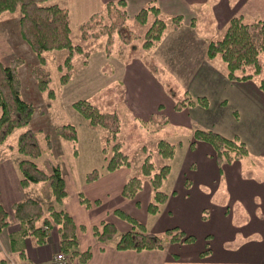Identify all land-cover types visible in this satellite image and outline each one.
<instances>
[{"label": "crops", "instance_id": "crops-1", "mask_svg": "<svg viewBox=\"0 0 264 264\" xmlns=\"http://www.w3.org/2000/svg\"><path fill=\"white\" fill-rule=\"evenodd\" d=\"M55 1L60 4L59 0ZM107 1L64 0L71 21L73 19L78 26L93 13L101 11ZM125 1L131 16L140 7L154 1L162 16L171 18L180 15L181 23L164 34L155 53L147 50L142 55L128 51L114 52L108 57L103 54L102 59L94 64L96 77L89 76L91 71H84L80 73V81L73 76L66 86L77 81L81 84V90H84L82 92H87L85 89L90 87L91 91L94 89L96 94L99 93V98L104 99L107 106L120 116V137L132 122L139 121L149 129L147 135L150 140L156 141L163 137L176 144L172 156L174 172L170 165L166 177L168 189L165 191L168 197L155 214H143L142 210L143 216L139 217L136 204L139 203L143 209V203L146 204L148 200L139 202L133 197L122 195L125 181L134 172L131 166L108 171L105 178L112 183L113 188H118L119 200L114 204V210L122 208L138 216L137 219L149 231L160 234L167 228L177 227L185 234L192 235L193 239L168 241L162 249L133 250L115 247V241L123 231L107 242L99 241L90 234L85 237L87 243H82L79 233L78 250L83 251L85 246L90 249L84 264H264V130L257 127L253 129L257 145L253 150L258 153L254 155L247 141L240 137L238 124L241 119L239 115L244 109L252 115V119L261 124L263 122L264 90L260 83L264 81V67L258 80L252 77L232 81L227 77L225 63L218 56L212 59L206 56L208 42L222 35L232 16L242 15L247 21L264 19V0ZM2 14L0 18L8 17ZM8 32L5 28L0 32V47L4 50L8 49ZM13 34L16 46L20 47L19 38ZM149 57L162 67L161 76L150 69L147 63ZM189 58H193L192 62ZM169 74L174 75L182 85L181 93L176 96L205 95L209 100L208 106L188 105L175 109V95L166 86L169 78L166 76ZM112 89L118 90V93L110 99L105 90ZM80 96L85 97L79 95L72 98L78 99ZM258 106H261V114L257 112ZM70 109L64 110L72 113L79 121L76 123H84L79 117L81 115ZM152 115L165 116L168 121L159 127L150 121ZM28 126L32 127L31 122ZM196 128H211L226 136L237 135L246 143L248 153L232 160L218 161L214 147L209 142L193 137ZM22 130L18 129L14 139L8 138L0 146V202L9 209L10 219V223L0 230V264H8L9 259L18 258L37 263L48 259L58 250L55 229H49L47 241L38 244L28 236H22L20 224L13 216L11 206L14 202L29 196L42 200L41 183L22 187L19 182L20 155L12 145ZM157 130L163 135L154 134ZM169 131L172 133L169 134ZM65 157L64 154L63 160L59 161L63 165L68 189V196L62 205L67 197L75 200V194L79 191L69 160ZM85 187L81 185L82 189ZM42 202L46 204V201ZM73 206L83 208L80 203ZM109 211L110 208L107 209ZM71 212L74 221H77L74 211Z\"/></svg>", "mask_w": 264, "mask_h": 264}, {"label": "trees", "instance_id": "trees-1", "mask_svg": "<svg viewBox=\"0 0 264 264\" xmlns=\"http://www.w3.org/2000/svg\"><path fill=\"white\" fill-rule=\"evenodd\" d=\"M16 9L20 12L19 35L39 61L32 65V76L40 90L46 91L50 98L54 97L55 92L49 87L50 72L43 66L45 63L43 53L54 50L66 51L58 64L59 78L63 84L71 77L76 55L83 54L85 51L81 44L72 41L69 11L55 0H0V14ZM134 18L139 23L147 24L140 49L155 45L168 25V22L161 16L160 8L153 2L140 7ZM126 19V1L109 0L101 11L93 13L82 22L79 29L82 37L97 38L105 35L107 37L105 51L109 54L116 40L119 41V51H122L134 37V34L124 29ZM170 21L174 26H178L181 23V16L174 15ZM263 53L264 19L247 21L242 15L232 16L222 35L210 40L206 46L207 58L212 59L219 56L225 63L228 79L232 81L248 80L259 75L264 67ZM24 62V58L18 55L9 59L0 58V146L7 142L15 129H23L12 145L20 155L18 160L19 182L22 187H27L32 183H41V197L46 204L35 197H26L12 204L13 216L20 224L22 236H28L38 244H44L47 241L49 229H55L58 249L66 253L74 262L84 264L90 255V249L78 250L76 222L72 215L60 206L68 195L62 164L52 156H44L42 161L39 160L45 152L52 149V134H42V130L28 126L36 108L32 101L22 96L19 68ZM149 67L155 73L158 70L154 62L150 61ZM260 87L264 90L263 80ZM169 90L171 93L172 88ZM174 97V107L177 110L188 105L206 107L209 103L205 95L193 97L186 94ZM71 107L90 124L107 131L106 142L110 143V153L106 156L104 164L107 171L121 166H131L130 156L123 142L118 140L121 120L115 110L101 109L87 98L75 99ZM150 121L162 127L168 120L162 115H152ZM53 133L73 143L77 139L76 126L70 122L57 124L53 128ZM193 137L209 142L214 147L218 161L232 160L248 153L246 143L237 135L226 136L211 128H196L193 130ZM175 148L176 144L166 138L160 137L156 141V150L164 158H171ZM143 149L147 150L144 144ZM140 170V175L128 177L122 187V194L129 198L134 197L133 195L142 186L143 176H148L153 194L146 207L149 213L155 214L168 197L167 192L160 187L170 172V164L163 163L156 167L147 154L141 163ZM96 176L97 171L93 169L87 173L86 178L92 179ZM79 200L88 201L82 196H79ZM115 211L131 224V228L123 231L116 239L115 247L118 249H162L168 241H191L193 239L192 235L185 234L177 227L167 228L160 234L149 231L143 222L129 212L123 209H115ZM9 223V209L0 202V230ZM93 233L97 240L107 242L116 237L117 228L113 222L102 220L100 227L94 226Z\"/></svg>", "mask_w": 264, "mask_h": 264}, {"label": "rangeland", "instance_id": "rangeland-1", "mask_svg": "<svg viewBox=\"0 0 264 264\" xmlns=\"http://www.w3.org/2000/svg\"><path fill=\"white\" fill-rule=\"evenodd\" d=\"M60 5L65 7L64 0H59ZM155 3L154 1H150L149 3ZM156 4V3H155ZM157 5V4H156ZM70 7V6H69ZM140 9V8H139ZM137 9L136 12L139 10ZM127 10V9H126ZM19 9H16L12 12L6 11L2 15L8 16L4 18H0V32L5 28L9 30L8 36L6 40H8V49L4 50V48L0 47V58L2 59H9L14 55L22 56L25 62L19 68V74L22 80V96L32 101L35 105V113L33 120L31 121L32 128L42 130V134L50 133L52 134V149L51 151H47L44 153V156H52L56 161L63 160L62 156L65 154V158H68L70 163L71 172L74 175L79 191L77 193L76 199H65L64 204H60L61 207L65 208L72 215V210L74 211V215L77 218V233L82 235V243H87V239L85 238L87 235L90 234L94 235L93 230L94 226L98 225L100 227V222L110 221L115 223L117 228V234L119 231H125L131 228V224L128 220L120 216L114 209V204L119 200L118 198V188H113L112 183L108 181L105 176L108 172L105 167L106 156L110 153L109 145L110 143L106 142L107 131L104 128L94 126L90 124L85 118L79 116L84 123L79 124L77 119L74 118L72 113L66 112L64 109L68 108L71 111V103L75 100L72 97H79V95L85 96L80 98H87L91 100L93 103L98 105L101 109L111 110L107 106V102L104 99L99 98V93L96 94L94 89L91 91V88L81 90V84L75 81L73 84L66 86L69 80L74 76L78 81H80V73L86 71L90 73L89 76L96 77V66L94 64L102 59V55L105 54L106 57L111 56L114 52L118 53H125L128 51L129 53H135L137 55H142V53H146V51H150L151 53H155V49L160 44L161 38L166 34L170 29L176 28L178 26H174L171 23L170 18L162 16L168 25L164 30L162 37L156 42L155 45L146 49H140L141 41L143 33L147 27V24L139 23L135 18L134 15H130L127 11V19L124 24V29L127 30L128 33L134 34L133 39L129 42L126 47L119 51V41L116 40L114 43V47L111 53L106 54L105 46L107 37L102 35L100 37H82V33L79 29V26L75 24L74 20L70 19V27H71V38L74 43L81 44L83 49L85 50L83 54L76 55L74 59V69L71 73L70 79L66 83L60 82V70L58 68L59 62L62 60L64 55L66 54L65 50H54V51H47L44 52L43 55L45 57L44 67L49 70L50 72V82L49 87L52 88L55 92L54 97H49L46 91H42L38 88L37 83L32 76L31 68L32 65L39 63L38 58L36 55L31 51L29 46L19 35L18 31V18L20 12ZM71 11V10H70ZM18 16V18H17ZM150 20V19H149ZM225 30V29H224ZM7 32V31H6ZM16 34L17 38H19L21 42V46H16L15 41L13 40L14 34ZM5 34V33H4ZM221 36V35H220ZM12 45V50H11ZM151 54V56H153ZM264 56V53L262 54ZM219 57V56H218ZM220 58V57H219ZM190 62H192L193 58H189ZM222 61V59L220 58ZM154 62L156 68H158L156 75L161 76L163 74L162 67L155 61L154 58H148V65L149 62ZM223 62V61H222ZM174 63H179V61H174ZM172 63V64H174ZM84 75V74H83ZM86 75V74H85ZM261 73L259 75L253 76L254 79H260ZM167 78L168 83V91L170 92V88H172L171 93L175 96L179 95L181 92L180 89L182 85L178 79L169 74ZM75 79V80H76ZM116 87V84H113ZM117 89V88H116ZM110 99L115 98L118 90L111 91L105 90ZM85 93V95H84ZM92 93V94H91ZM179 93V94H178ZM74 99V100H72ZM72 102L69 105V101ZM57 102V104H54ZM63 102V104H61ZM260 107L258 106L257 112L260 113ZM245 110V109H244ZM241 110L240 113V121L238 124L239 128V135L240 137L247 141V145L251 150L254 149L256 145L254 137V128L257 127L260 130H264V119L261 124L256 119H252V115L247 113V110ZM261 114V113H260ZM264 116V111H263ZM121 120V119H120ZM76 121V122H75ZM70 122L75 124L76 131H77V139L73 143L68 140H64L53 133V128L57 124ZM122 128V123H121ZM121 131V130H120ZM18 129H15L9 136V140H12L16 137ZM161 131L157 130L156 134L163 135L160 133ZM120 133V132H119ZM150 131L145 126L143 122H132L130 124V128L126 129L124 135L121 137L118 134V140L123 142V145L130 156L131 159V168L134 169L132 175H140L141 174V163L144 160L145 156L149 154L150 159L154 162L155 166L158 167L163 163H169L172 165V171L174 172L175 164L171 158H164L162 157L156 150V141L150 140L148 137ZM169 134L172 131L168 132ZM148 134V135H147ZM240 138V139H241ZM241 139V140H242ZM143 144L147 146V150L144 151ZM106 148V149H105ZM105 149V150H104ZM76 150V152L74 151ZM65 151V152H64ZM254 155L258 153L254 150L252 151ZM252 153L250 155H252ZM42 159V158H41ZM40 159V160H41ZM42 161V160H41ZM255 161V160H254ZM102 163V164H100ZM63 166V165H62ZM95 169L97 171V176L92 179H87L86 175L89 171ZM172 172V174H173ZM175 174V173H174ZM174 176V175H173ZM165 182V183H164ZM166 178L164 179L162 186L160 187L162 190H167V183ZM86 185L85 188H81V185ZM122 191V189H121ZM153 189L150 183L148 176H143L142 179V186L137 192L133 195V197L140 201L150 200L152 198ZM123 195V194H122ZM68 196V195H67ZM77 196H82L88 198V201L79 200ZM121 196V195H120ZM124 196V195H123ZM148 196V198H147ZM99 199V200H98ZM147 201V202H148ZM80 203L83 208L73 206V204ZM147 204V203H146ZM146 204L143 203V209L140 207L139 203L136 204L137 214L139 217L143 214H146L147 207ZM67 205V207H66ZM130 206V204L128 203ZM110 208V211L107 212V209ZM122 209V208H121ZM143 210V214H141ZM149 213V212H148ZM134 216V215H133ZM137 216V217H138ZM136 217V218H137ZM120 220V221H119ZM94 224V226H92ZM87 249V246L83 247L82 250ZM10 260V259H9ZM8 260V261H9Z\"/></svg>", "mask_w": 264, "mask_h": 264}, {"label": "built area", "instance_id": "built-area-1", "mask_svg": "<svg viewBox=\"0 0 264 264\" xmlns=\"http://www.w3.org/2000/svg\"><path fill=\"white\" fill-rule=\"evenodd\" d=\"M8 264H79L74 262L66 253L62 250H56L48 259L40 262H31L25 258L10 259Z\"/></svg>", "mask_w": 264, "mask_h": 264}]
</instances>
